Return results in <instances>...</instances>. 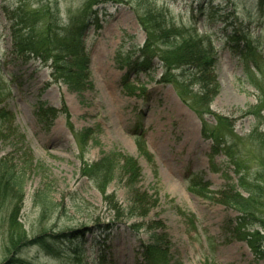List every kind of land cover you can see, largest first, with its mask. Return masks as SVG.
<instances>
[{"label": "rangeland", "instance_id": "obj_1", "mask_svg": "<svg viewBox=\"0 0 264 264\" xmlns=\"http://www.w3.org/2000/svg\"><path fill=\"white\" fill-rule=\"evenodd\" d=\"M18 1L0 0V109L12 115L22 140L19 145L15 138L0 141V158L20 145L32 158L24 201L16 212L19 224L29 239L90 230L70 240L73 244H55L47 238L53 251L32 247L20 258L29 264H73L72 254L77 251L82 263H89L101 248L94 241L101 236L95 227L109 223L112 214L94 182L83 175V164L118 152L136 161L137 187L156 201L147 220L163 225L170 248L168 263L137 260L135 251L140 241L146 243L147 233L118 226L102 236L107 239L103 249L108 264H264L247 242L251 232L262 231L264 222V0H115L104 10L101 5L93 7L99 10L98 27L90 28L85 39L91 87L81 93L68 91L52 61L23 63L10 55L11 24L4 11L14 10ZM57 1L63 24L79 15L86 3ZM52 3L23 2L24 11H38L46 18L29 22L35 23L38 36L48 35L52 17L47 10ZM162 8L168 27L187 34L196 30L217 52L213 75L218 91L208 110L211 114L203 119L207 130L216 127L217 134L224 136L225 145L217 150L204 136L192 101L180 102L173 87L161 82L164 69L157 59L146 73L127 68V62L139 57L146 38L137 17ZM197 8L204 10L203 15ZM58 27L54 20L50 29ZM237 29L242 30L235 41L238 51L251 48L246 57L230 49L227 37ZM43 111L50 113L43 116ZM215 116L225 120L220 124ZM83 130L92 134L86 143ZM137 138L151 160L139 154ZM24 161L27 164L29 158ZM15 164L16 171L24 168L21 162ZM202 187L205 191L197 192ZM229 187L250 207L241 225L234 223L241 214L221 201L220 193H227ZM106 194H114L125 205L126 190L119 176L106 187ZM44 199L50 208L47 213L42 211ZM15 204L9 195L0 201V264L10 258L3 248L8 244L4 233Z\"/></svg>", "mask_w": 264, "mask_h": 264}, {"label": "trees", "instance_id": "obj_2", "mask_svg": "<svg viewBox=\"0 0 264 264\" xmlns=\"http://www.w3.org/2000/svg\"><path fill=\"white\" fill-rule=\"evenodd\" d=\"M113 1L117 3L115 0H86L84 10L79 15L67 18L65 25L60 27L62 20L58 17L59 2L53 0L52 5L47 10L48 15L52 17L46 28L49 29V32L44 37L34 33V24L37 21H44L46 18L42 17L38 11H24V0H19L18 6L14 10L4 11L8 15V22L11 24L10 55L23 63L30 60H50L53 62L56 72L60 74L62 83L68 91L81 93L84 88L90 89L91 86L87 83L86 75L85 39L90 28L98 27L99 15V10L96 11L92 8H98L101 5L100 10H104L105 4H116ZM120 1L124 2L126 0ZM198 11L203 15L204 10L202 8H198ZM40 18L41 20H39ZM54 20L58 22L59 27L50 29ZM29 22L35 23L29 24ZM137 22L146 38L144 46L139 52V57L133 63L127 62L128 70L136 73L149 72L152 67L151 64L157 59L161 68L164 69L161 82L170 84L182 103L192 101L193 110L197 118L202 121L203 134L207 139L212 140L213 149L217 150L219 147L224 146V136L217 134L218 129L216 127L207 130L209 127L203 120L205 114H211L208 110L218 91L213 75L217 52L211 41L200 36L196 30H193V34H187L173 27H168L165 23L163 8L161 11H146L143 15L137 17ZM234 22L238 23V19H234ZM229 26L233 27V25ZM240 31L242 30H235L234 35L227 38L232 42L230 45L232 53L246 57L251 48L248 47L243 52L238 51L235 43V41L238 43L241 38ZM172 69L178 72L171 74ZM192 88H195L196 91L193 92ZM49 113V111H43V116ZM215 118L220 124L223 123L222 120H225L218 116H215ZM12 122V115L0 109V141L4 142L15 138L19 145L22 136L13 127ZM80 134L85 143L92 137L90 130H83ZM137 139L136 146L139 154L145 159L151 160L143 142L140 138ZM78 144L81 145V140ZM20 146L21 148L14 150L11 155L0 158V201L7 195L16 200L15 210L11 213L12 216L9 215V225L6 226L7 230L4 233L8 244L4 245L3 248L10 255V258L5 260L3 264H29L20 258L26 249L32 247L51 248V243L47 238H50L55 244L56 242H60V244L71 242L73 244L74 242L70 240L82 238L88 232L85 227L78 231L59 233L54 236L46 233L32 239L26 236L25 230L19 224V215L16 212H18L24 201L23 192L26 172L28 169H32L33 166L28 150L24 149L22 145ZM19 152L21 154L17 159L16 156ZM26 158L27 160L29 158L27 164L24 161ZM14 161L21 162V167L24 166V168L16 171L18 165H12ZM82 173L94 182L102 195L105 207L112 214V220L109 223L96 225L95 230H98L101 236L96 238L95 243L103 249L107 239L102 236L111 233L118 226H123L135 234H138L140 230H144L147 233V240L145 244L140 241L139 251H137L139 252L137 253L138 256L148 263L154 261L168 263L170 243L165 233H163V225L159 221L147 220V215L156 201L155 199L152 200L146 193L141 192L137 187L139 168L136 161L118 152H109L93 164H83ZM117 176H119L122 187L126 190V203L124 206L117 202L114 194H106V187L113 183ZM202 188L197 189V192L203 193L205 189ZM3 195L5 197H2ZM220 195L224 204L241 214L240 217L234 220V223L238 224L239 222L241 225L243 217L249 213L248 202L233 187H229L227 193H220ZM45 200H42L44 203H41L43 213L50 210L47 205L45 206ZM261 228L262 231L251 232V235L247 236V242L253 253L264 258V222ZM54 248H51V250L53 251ZM102 249L87 264H108L106 254ZM82 262L79 252H73L71 263L80 264Z\"/></svg>", "mask_w": 264, "mask_h": 264}]
</instances>
